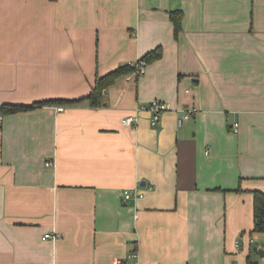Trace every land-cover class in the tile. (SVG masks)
I'll return each mask as SVG.
<instances>
[{
    "label": "crops",
    "instance_id": "0c3cea01",
    "mask_svg": "<svg viewBox=\"0 0 264 264\" xmlns=\"http://www.w3.org/2000/svg\"><path fill=\"white\" fill-rule=\"evenodd\" d=\"M159 46L101 105L3 115L0 264H260L264 0H0V109L86 98ZM154 100L170 106L156 126L137 110Z\"/></svg>",
    "mask_w": 264,
    "mask_h": 264
},
{
    "label": "trees",
    "instance_id": "16d2710c",
    "mask_svg": "<svg viewBox=\"0 0 264 264\" xmlns=\"http://www.w3.org/2000/svg\"><path fill=\"white\" fill-rule=\"evenodd\" d=\"M171 21L173 22L175 37L178 38L179 33L182 29V11H172L170 13ZM163 56V47L159 46L154 50L148 52L143 58L151 63ZM132 68L127 64L118 67L117 69L103 75H97L92 92L86 98L79 100H44L36 102L32 105H14V104H3L1 105L0 115L16 113L21 111L30 110L37 107H42L44 105L61 104V103H79L83 100H88L92 106H98L102 103L103 91L111 86L115 80L127 73H129ZM252 233H264V192L261 190L254 191V227ZM250 261V260H249ZM254 264V263H253Z\"/></svg>",
    "mask_w": 264,
    "mask_h": 264
},
{
    "label": "built area",
    "instance_id": "2783aa9c",
    "mask_svg": "<svg viewBox=\"0 0 264 264\" xmlns=\"http://www.w3.org/2000/svg\"><path fill=\"white\" fill-rule=\"evenodd\" d=\"M148 64H149L148 61L144 58H140L136 60L135 62H129L128 65L132 68V70L125 75L127 81L136 80L139 77H141L145 73ZM169 109H170V106L167 103L159 101V100H154L152 102H149L148 104L140 106L137 110L150 112L151 113V120H150L151 125L156 126L161 121L162 113ZM58 110L62 111L64 110V108L59 107ZM182 113H183L182 116L178 120L179 126L183 125L185 121L189 120L193 116V110L186 108L183 110ZM138 121H139V117L135 114L128 115L122 119V123L126 126L135 125L138 123ZM2 122H3V115H0V126L2 125ZM236 127H238V124H236ZM236 131L238 130L236 129ZM123 195H124L125 202L129 201L133 197H136V198L144 197V194H142L141 192L134 193L131 189L125 190ZM56 237L60 238L61 235H58V234L57 235H53V234L45 235V238L47 239L48 238L55 239ZM254 242L255 240L251 238L250 243H254ZM238 244L239 243H237V245ZM137 256H138L137 253L134 252L130 255V258L137 257ZM114 264H125V262L121 258H116L114 261Z\"/></svg>",
    "mask_w": 264,
    "mask_h": 264
},
{
    "label": "rangeland",
    "instance_id": "374dc122",
    "mask_svg": "<svg viewBox=\"0 0 264 264\" xmlns=\"http://www.w3.org/2000/svg\"><path fill=\"white\" fill-rule=\"evenodd\" d=\"M252 238L255 242L252 244L254 259H256L260 264H264V256L261 255L260 250H264V233H252Z\"/></svg>",
    "mask_w": 264,
    "mask_h": 264
},
{
    "label": "water",
    "instance_id": "95a60500",
    "mask_svg": "<svg viewBox=\"0 0 264 264\" xmlns=\"http://www.w3.org/2000/svg\"><path fill=\"white\" fill-rule=\"evenodd\" d=\"M262 256H264V250H260Z\"/></svg>",
    "mask_w": 264,
    "mask_h": 264
}]
</instances>
